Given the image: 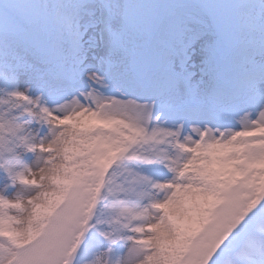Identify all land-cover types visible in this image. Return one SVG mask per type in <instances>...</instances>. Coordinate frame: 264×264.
Returning <instances> with one entry per match:
<instances>
[{"label":"snow or ice","instance_id":"1","mask_svg":"<svg viewBox=\"0 0 264 264\" xmlns=\"http://www.w3.org/2000/svg\"><path fill=\"white\" fill-rule=\"evenodd\" d=\"M0 264H264V0H0Z\"/></svg>","mask_w":264,"mask_h":264}]
</instances>
